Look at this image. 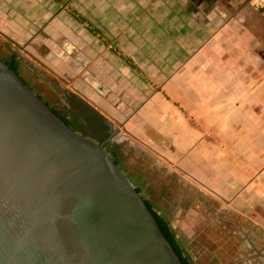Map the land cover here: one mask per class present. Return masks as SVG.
Here are the masks:
<instances>
[{"label":"crops","instance_id":"crops-1","mask_svg":"<svg viewBox=\"0 0 264 264\" xmlns=\"http://www.w3.org/2000/svg\"><path fill=\"white\" fill-rule=\"evenodd\" d=\"M89 1L71 4L87 17ZM62 18L52 0H0L2 35L111 122L174 155L181 183L225 188L250 223L264 188V0H94L98 32L78 36L65 22L55 32Z\"/></svg>","mask_w":264,"mask_h":264},{"label":"water","instance_id":"water-1","mask_svg":"<svg viewBox=\"0 0 264 264\" xmlns=\"http://www.w3.org/2000/svg\"><path fill=\"white\" fill-rule=\"evenodd\" d=\"M104 141L0 58V264H183Z\"/></svg>","mask_w":264,"mask_h":264},{"label":"rangeland","instance_id":"rangeland-1","mask_svg":"<svg viewBox=\"0 0 264 264\" xmlns=\"http://www.w3.org/2000/svg\"><path fill=\"white\" fill-rule=\"evenodd\" d=\"M52 1L56 14L59 13L63 17L56 25L55 32L63 31V22L70 24L69 27L77 36L80 32H98L93 20L94 0H90L84 10L88 13L87 17L71 4L72 0ZM0 39L9 42L13 48L34 64L43 75L50 79L51 83L61 89L62 96L66 94L65 90L79 96L78 88L65 80L38 54L24 46H19L1 33ZM57 50L62 53L63 49L58 48ZM165 83L168 82H164L161 89L166 90ZM155 91H157L156 87H152L151 92ZM167 92L170 94V91L167 90ZM90 105L99 112L102 111L94 104ZM102 113L110 121L113 119L111 113L103 111ZM112 124L114 127L119 126L116 120H113ZM119 128L120 132L112 143L121 145L122 150L129 154L126 164L135 175L141 177V183H145L143 193H147V198H151L157 206L166 210L171 217L172 225L177 230L180 229L197 264H264V188L261 192L257 189L252 194L257 204L256 212L251 214L250 223H245L244 218L247 216L233 209L234 207H230L227 199L225 200L223 192L225 188H213L192 176H184L183 188L178 187L176 174H178L179 163L173 158L174 155L160 152L159 149L151 147L149 143L146 144L141 138L136 137L131 129L123 126ZM88 129L90 133L95 132L90 127ZM172 146L175 148V140ZM159 172L161 174L167 172L170 176L166 177L165 181L164 179L161 181ZM198 181L201 182L199 186L209 195L202 196L199 188H195L194 185ZM184 182L187 186L183 185ZM209 196H214L215 199ZM198 202L203 204L202 209H196Z\"/></svg>","mask_w":264,"mask_h":264},{"label":"trees","instance_id":"trees-1","mask_svg":"<svg viewBox=\"0 0 264 264\" xmlns=\"http://www.w3.org/2000/svg\"><path fill=\"white\" fill-rule=\"evenodd\" d=\"M0 58L6 62L32 89L44 98L50 108L61 117L69 126L83 134L91 135L88 126L89 115L85 112L82 102L75 99L72 94L62 96L61 89L50 82V79L43 75L38 68L26 59L18 50L13 48L9 42L0 39ZM84 111V112H83ZM102 141V140H99ZM108 149L119 164L127 173L129 178L136 185L137 191L142 195L145 203L158 221L164 235L168 238L183 264H197L193 259L187 244L179 230L171 222V217L165 209L157 206L151 198H147L145 183H141V177L135 175L126 164L129 154L122 150V146L110 143Z\"/></svg>","mask_w":264,"mask_h":264},{"label":"flooded vegetation","instance_id":"flooded-vegetation-1","mask_svg":"<svg viewBox=\"0 0 264 264\" xmlns=\"http://www.w3.org/2000/svg\"><path fill=\"white\" fill-rule=\"evenodd\" d=\"M65 91H66V94H72V93H69L67 90H65ZM72 95L74 96L75 99H77L80 102H82L83 105L85 106V108H88V110L85 111L89 115V117H88V120H89L88 121V126L90 128H92V129H94V131H95L93 133H90L91 134L90 136H93L94 138H96L98 140H102V141L106 140L111 135L110 126L106 123V117L104 115H102L94 107L89 105L81 97H79V96H77L75 94H72ZM159 175H160L161 181L163 179L165 181L166 177L170 176V174H168V173L161 174V172H159ZM177 183H178V187L183 188L182 183L179 180L177 181Z\"/></svg>","mask_w":264,"mask_h":264}]
</instances>
